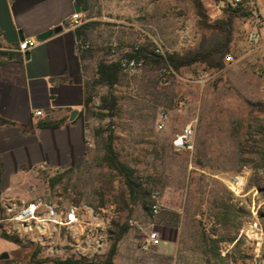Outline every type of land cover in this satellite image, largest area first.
Returning a JSON list of instances; mask_svg holds the SVG:
<instances>
[{"label":"rangeland","instance_id":"obj_1","mask_svg":"<svg viewBox=\"0 0 264 264\" xmlns=\"http://www.w3.org/2000/svg\"><path fill=\"white\" fill-rule=\"evenodd\" d=\"M82 1L78 42L92 98L85 110L88 157L73 170L30 171L13 185L9 202L17 208L32 201L80 206L90 219L92 246L79 256L65 232L41 243L36 235L13 236L12 264L68 259L103 264L125 224L129 230L118 244L117 264H208L211 241L217 239L221 257H229L230 264H264V61L248 39L245 21L238 15L233 20L222 70L196 64L173 71L146 60L139 72L122 71L110 90L98 83L100 63H120L136 54V47L153 53L157 45L163 58L185 55L213 46L222 35L200 25L191 0ZM203 2L210 24L226 17L215 13L214 0ZM109 92L117 98L113 116L101 102ZM162 113H168V121L160 131ZM188 125L194 129L193 149L176 150L173 140ZM110 138L118 159L145 189L141 200H131L124 178L103 161ZM239 175L247 183L235 196L230 183ZM155 191L161 193V211L151 217L148 204ZM221 201L236 207L235 229L216 222ZM159 223L178 230L173 257L139 248L146 233H158ZM97 242H102L98 250Z\"/></svg>","mask_w":264,"mask_h":264},{"label":"crops","instance_id":"obj_2","mask_svg":"<svg viewBox=\"0 0 264 264\" xmlns=\"http://www.w3.org/2000/svg\"><path fill=\"white\" fill-rule=\"evenodd\" d=\"M212 8L218 16L223 13L219 1L214 0ZM76 13H83L78 0H0V220L20 177L35 169H75L88 157L85 100L90 85L79 51L77 31L82 27L66 26ZM238 16L245 21L248 36L253 19L246 11L240 10ZM58 27L60 32L39 40ZM25 40H36V45L21 53L18 47ZM256 49L264 61L263 27ZM3 229L0 223V258L4 253L9 258L0 259V264H12L14 244ZM157 231L160 240L150 252L173 257L177 228L159 223Z\"/></svg>","mask_w":264,"mask_h":264},{"label":"built area","instance_id":"obj_3","mask_svg":"<svg viewBox=\"0 0 264 264\" xmlns=\"http://www.w3.org/2000/svg\"><path fill=\"white\" fill-rule=\"evenodd\" d=\"M223 9H239L248 12L253 19V27L248 35L249 41L256 45L260 39V27L264 28V0H219ZM82 25V16L78 13L74 14L67 22L69 29L76 30ZM1 43V37H0ZM36 45V40H25L19 44L18 51L25 53ZM139 48L136 47V51ZM154 54L164 56L161 46L157 45ZM121 70L128 73H136L143 67V60L137 58H128L120 62ZM37 116L41 112L36 113ZM168 121V113H162L157 129L162 131L166 128ZM194 129L192 125L186 126L173 140V147L179 151H190L193 149ZM247 178L245 175L235 177L230 183V189L235 196L243 194L246 188ZM6 216L0 220L4 224V233L9 236H29L36 235L37 243H41L47 236L48 240L53 239L62 232L66 233V237L71 240V248L75 254L85 256L86 247L92 246L93 230L90 225V219L86 218L83 209L75 204L68 208H61L58 205H46L41 201H32L17 208L13 204H6ZM149 214L156 217L161 211V193L155 191L151 193L148 204ZM89 215L95 219L93 212L89 211ZM87 219V220H86ZM131 226H137L136 223L130 222ZM84 228L81 231L77 226ZM140 228V227H139ZM160 236L155 231L145 234L140 242L139 248L142 252H150L159 243ZM102 242H97L94 249L102 248Z\"/></svg>","mask_w":264,"mask_h":264},{"label":"trees","instance_id":"obj_4","mask_svg":"<svg viewBox=\"0 0 264 264\" xmlns=\"http://www.w3.org/2000/svg\"><path fill=\"white\" fill-rule=\"evenodd\" d=\"M196 15L200 20V25L207 29L216 30L222 35V38L217 41L213 46L205 48L199 51L190 52L185 55L172 54L166 58L148 53L145 50L138 49L136 54L130 56V58H137L155 63H163L173 71H179L182 68L194 66L196 64H205L211 70H222L224 65V57L229 53L230 44L233 39V20L238 15L239 9H223L226 13V17L221 20H217L214 23H209L208 8L206 7L203 0H191ZM219 1V0H216ZM79 4L82 5L83 1L78 0ZM78 35L82 34V31H77ZM121 64L118 62L113 63H100L97 67L98 83L108 87L110 90L119 82L121 75ZM102 106L108 110L113 116L117 108V98L112 92H109L107 96L103 97ZM92 104V98L90 93L86 96L85 107L90 108ZM112 138H110L109 144L105 147V154L103 161L107 164L108 168L119 173L125 181V186L130 195L132 201L141 200L145 195V189L142 184L133 178V171L129 169L124 163H122L116 155L112 144ZM262 161L264 164V154L262 155ZM73 170V169H70ZM54 183V182H53ZM52 183V185H53ZM238 220V211L236 207L229 202L221 201L219 204V211L216 215V222L225 228H236ZM128 225L120 227L118 234L116 235L114 242L112 243L108 253L105 255L103 264H114V259L117 255L118 244L128 232ZM212 246L210 247L211 259L208 264H230L229 257L222 258L219 252V240L211 241ZM61 264H87L84 261L68 259Z\"/></svg>","mask_w":264,"mask_h":264},{"label":"water","instance_id":"obj_5","mask_svg":"<svg viewBox=\"0 0 264 264\" xmlns=\"http://www.w3.org/2000/svg\"><path fill=\"white\" fill-rule=\"evenodd\" d=\"M61 30H62L61 27H58V28L53 29V30H50V31L44 33L43 35H41V36L39 37V40H44V39H46V38L52 36L54 33H58V32H60ZM75 114H76V112H73V115H75ZM8 258H9L8 253H4V254L1 256L0 259H1V260H7Z\"/></svg>","mask_w":264,"mask_h":264}]
</instances>
